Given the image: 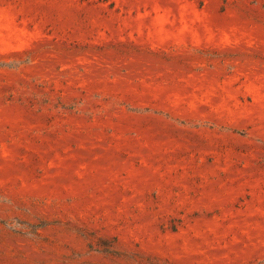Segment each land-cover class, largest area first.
Segmentation results:
<instances>
[{
  "label": "rangeland",
  "instance_id": "rangeland-1",
  "mask_svg": "<svg viewBox=\"0 0 264 264\" xmlns=\"http://www.w3.org/2000/svg\"><path fill=\"white\" fill-rule=\"evenodd\" d=\"M0 264H264V0H0Z\"/></svg>",
  "mask_w": 264,
  "mask_h": 264
}]
</instances>
